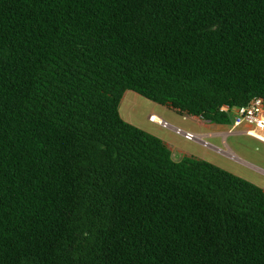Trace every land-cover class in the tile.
Returning a JSON list of instances; mask_svg holds the SVG:
<instances>
[{"label":"trees","instance_id":"1","mask_svg":"<svg viewBox=\"0 0 264 264\" xmlns=\"http://www.w3.org/2000/svg\"><path fill=\"white\" fill-rule=\"evenodd\" d=\"M127 91L264 99V0H0V264H264V189L175 161Z\"/></svg>","mask_w":264,"mask_h":264},{"label":"rangeland","instance_id":"2","mask_svg":"<svg viewBox=\"0 0 264 264\" xmlns=\"http://www.w3.org/2000/svg\"><path fill=\"white\" fill-rule=\"evenodd\" d=\"M119 113L124 121L163 140L175 161L184 157L205 160L264 189V144L242 133L243 126L228 133L233 125V115L222 127V132L228 134L206 137L203 139L205 143H201L188 140L176 131L206 132L197 118L157 104L133 91H127ZM152 115L165 121L167 126L153 120Z\"/></svg>","mask_w":264,"mask_h":264},{"label":"built area","instance_id":"3","mask_svg":"<svg viewBox=\"0 0 264 264\" xmlns=\"http://www.w3.org/2000/svg\"><path fill=\"white\" fill-rule=\"evenodd\" d=\"M221 111L229 114V116L233 115V125L230 133L243 126L242 132L244 134L264 143V99L256 97L244 107L230 108L229 106H223ZM160 124L167 126L165 121ZM176 131L183 134L188 140L203 142L200 135L183 132L180 129H176Z\"/></svg>","mask_w":264,"mask_h":264},{"label":"crops","instance_id":"4","mask_svg":"<svg viewBox=\"0 0 264 264\" xmlns=\"http://www.w3.org/2000/svg\"><path fill=\"white\" fill-rule=\"evenodd\" d=\"M126 93H125L124 97L126 96ZM124 97H123V100H124ZM195 118L198 119V122L202 127L207 129L206 132H200L199 134H197V135H200L202 137V139H204L206 137H214V136H220V135H225V134L230 133V132H228V133L222 132L223 124L212 123V122L204 120L203 118H200V117H195ZM201 143H203V142H201Z\"/></svg>","mask_w":264,"mask_h":264},{"label":"bare ground","instance_id":"5","mask_svg":"<svg viewBox=\"0 0 264 264\" xmlns=\"http://www.w3.org/2000/svg\"><path fill=\"white\" fill-rule=\"evenodd\" d=\"M152 119L155 120V121H159L160 123L163 122V121H161L158 117H156V116H154V115H152ZM160 123H159V124H160Z\"/></svg>","mask_w":264,"mask_h":264}]
</instances>
